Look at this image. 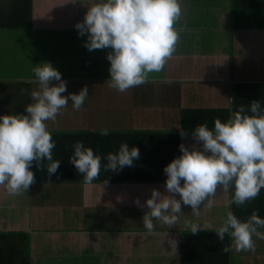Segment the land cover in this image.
I'll use <instances>...</instances> for the list:
<instances>
[{"label":"crops","instance_id":"obj_1","mask_svg":"<svg viewBox=\"0 0 264 264\" xmlns=\"http://www.w3.org/2000/svg\"><path fill=\"white\" fill-rule=\"evenodd\" d=\"M13 1L0 0V22L21 15ZM32 1L34 28L0 27V113L24 112L32 102L29 93L38 89L37 83L29 88L25 81L33 78V67L49 61L66 82L63 95L84 85L89 95L79 110L71 103L61 109L46 122L48 129L86 130L84 143L102 155L115 152L125 140L139 151L155 145L162 152V142L149 131L179 130L183 108L226 106L234 82L264 79V29L235 26L232 0H181L175 52L160 72L123 92L106 82L111 49L88 50L82 44L86 36L77 35L74 27L92 0ZM80 62L92 67L87 72ZM101 128L108 134L99 135ZM181 142L186 147L194 143L191 131H184ZM134 169L125 166L110 174H139ZM153 187L166 193L164 181L35 180L19 195L0 185V264L11 254L26 256L30 264H264V239L254 237L256 253L224 252L222 244L231 238L226 234L220 241L211 230L232 206L231 189L218 187L213 207L201 202L199 215L182 203L183 215L175 225L154 220V233L145 235L141 217L147 209L134 198L143 205ZM192 222L205 229L189 232Z\"/></svg>","mask_w":264,"mask_h":264},{"label":"clouds","instance_id":"obj_2","mask_svg":"<svg viewBox=\"0 0 264 264\" xmlns=\"http://www.w3.org/2000/svg\"><path fill=\"white\" fill-rule=\"evenodd\" d=\"M87 6L74 27L77 35L86 36L82 44L88 50L111 49L106 52L110 87L123 92L143 84L150 73L160 72L175 52L180 34L174 25L183 14L181 0H92ZM32 73L33 78L25 81L38 85L29 93L32 102L22 113H0V185L10 195L27 192L35 182L33 162L37 168H46L49 176L56 173L60 160L53 156L56 141L46 122L55 120L69 103L79 110L89 95L87 85L63 95L66 82L49 61L37 64ZM52 80L57 82L50 84ZM108 132V128L99 129L101 135ZM180 135H184L182 129ZM191 135L194 143L190 147L178 144L180 154L163 167L166 193L153 187L143 205L134 198L138 207L147 209L141 217L145 235L154 233V220L175 225L183 215L182 203L197 215L201 202L203 207H213L218 187L225 192L231 189L228 205L237 206L254 199L264 188V104L259 99L250 101L247 110L244 104L237 105L223 121L214 117L211 128L206 121L198 123ZM71 149L68 160L85 184L99 176L101 167L120 170L132 166L140 155L139 148L129 146L126 140L115 152L103 155L82 140L74 141ZM102 159L106 161L103 165ZM204 229L199 222L189 225L193 234ZM211 230L220 241L226 234L231 238L230 244H222V251L254 252V237L264 239V217L254 209L241 219L226 207L221 222ZM168 243L176 245L174 239Z\"/></svg>","mask_w":264,"mask_h":264},{"label":"trees","instance_id":"obj_3","mask_svg":"<svg viewBox=\"0 0 264 264\" xmlns=\"http://www.w3.org/2000/svg\"><path fill=\"white\" fill-rule=\"evenodd\" d=\"M12 5L13 7L15 6V8L19 5L21 15L14 14L16 17L11 21H1L0 27L34 28V18L32 17V9L34 7L33 1L14 0ZM262 7H264V0H232V9H234L231 11L234 25L240 28L264 29V9H262ZM256 12H258V14H255ZM78 64L79 67L87 72L90 70V67H92V64L84 62ZM27 86L30 88L31 84L27 83ZM241 87L248 88L242 89ZM230 92L226 106L217 108H183L180 114V125L183 132H190L195 125L203 121H206L208 127L211 128L213 126L214 117H219L222 121L225 120L232 111L236 110L239 104H244L246 110L249 102L254 99H259L261 103L264 104V79L260 81H250L248 83L234 82ZM181 129L149 131L151 132L149 135H154L153 138L156 137L157 140H160V143L162 142V152H159L155 145H152L150 148V145H148L146 150L141 149L139 151V158L134 161V166H130V168H135L134 170L139 174L122 173L124 171H119L117 174H110L112 170L101 169L99 176L95 178L94 181H165L166 174L163 172V167L174 156L180 154L178 144H180ZM49 131L56 141V145L52 151L54 158L60 160V165L57 168L59 171L49 176L46 168H37L35 162H33L31 167L35 172V180L83 181L82 174L76 171L74 165L68 160V157L72 152L71 144L76 140L83 141V137L86 136L88 131L80 129H55ZM93 150L97 151L98 149L96 148ZM64 154H66V157H64ZM60 169L64 170V172L60 171ZM254 209L257 210L258 215L264 217V188H261L259 195L250 201H246L244 205L237 206L232 204L231 206V210L234 214L241 219L247 218ZM4 261L5 264H30L29 258L26 256H17L15 254H11V256H8ZM214 263L220 262L214 261Z\"/></svg>","mask_w":264,"mask_h":264},{"label":"bare ground","instance_id":"obj_4","mask_svg":"<svg viewBox=\"0 0 264 264\" xmlns=\"http://www.w3.org/2000/svg\"><path fill=\"white\" fill-rule=\"evenodd\" d=\"M234 9V8H233ZM101 97V96H100ZM111 101V100H110ZM106 102V101H105ZM105 107V106H104ZM126 108V107H125ZM127 109V108H126ZM78 124V123H77ZM116 128V127H115ZM102 231V230H101ZM105 231V230H104ZM112 231V230H111ZM90 232V231H89ZM95 232V231H94ZM100 232V231H99ZM106 232V231H105ZM81 234V233H80ZM105 234V233H104ZM58 236V235H57ZM97 238V237H96ZM62 245V244H61Z\"/></svg>","mask_w":264,"mask_h":264},{"label":"rangeland","instance_id":"obj_5","mask_svg":"<svg viewBox=\"0 0 264 264\" xmlns=\"http://www.w3.org/2000/svg\"><path fill=\"white\" fill-rule=\"evenodd\" d=\"M255 253L257 252V250L254 251Z\"/></svg>","mask_w":264,"mask_h":264}]
</instances>
